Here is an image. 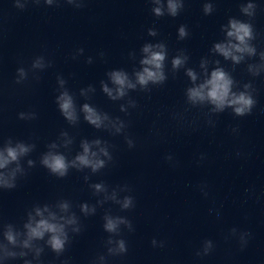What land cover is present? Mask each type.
Segmentation results:
<instances>
[{
    "label": "clouds",
    "instance_id": "9594fccd",
    "mask_svg": "<svg viewBox=\"0 0 264 264\" xmlns=\"http://www.w3.org/2000/svg\"><path fill=\"white\" fill-rule=\"evenodd\" d=\"M87 0H13L14 7L18 10H25L29 4L39 6L43 3L48 7H60L67 4L74 9H82L86 6ZM151 12L157 19L164 16L172 18L180 15L185 9V0H149ZM260 6L257 0H243L239 5L242 20L235 16L228 18L226 24H222L220 31L224 34L223 39L214 42L209 49L210 54L222 57L229 61L233 67L247 63L254 57L259 58L258 63H247V72L252 77H258L264 73V50H257L253 43L257 39V32L254 27V19ZM203 14L209 16L215 11L212 0H205L202 7ZM147 34L150 37H157L158 31L155 27L148 28ZM189 36L186 25L181 24L177 29V38L184 40ZM84 54L83 48H78L72 54L71 59L75 60ZM101 57L104 53H99ZM129 58L136 61L135 52L129 53ZM190 57L185 49H178L175 56L171 58V73L175 75L179 70L184 69L188 78L189 86L185 88V104L190 109H207L204 113L206 124L214 128L216 121L214 116L231 110V113L238 118L252 114L257 105L256 89L252 82L244 83L242 86L234 79L231 72L227 71L219 59L209 60L208 57L201 58L199 62L200 71L187 67ZM168 60V48L164 41L155 43L146 42L140 48L138 67L134 66L131 73L124 68L112 69L106 72V80L100 81V89L111 101H125L119 106L120 112L126 116L130 115V109L138 107L137 101L130 96L131 92L150 93L153 86H163L168 80L166 72V61ZM93 63L89 56L86 61ZM213 67L209 68V65ZM53 67V61L45 55H37L32 58L30 64L25 67L23 64L16 69L15 83L24 84L31 79L39 80L40 73ZM57 95L55 103L61 116L70 126L80 123L83 120L97 130H105L112 136H123L129 150L136 147L135 140L128 134L129 122L119 116L113 117L107 112L101 111L89 102L77 106L76 96L67 87V80L62 74L56 76ZM96 92L93 85L80 89L79 95L88 101ZM174 119L183 121L182 113H175ZM18 119L32 121L37 119L35 111L18 113ZM194 123V122H193ZM233 134L239 133V126L231 128ZM74 138L67 131H61L56 140L47 144V151L40 154L39 165L45 168L49 174L59 179L68 176L70 170L84 172L89 170L92 175L100 173L113 162L112 150L116 147L101 138L81 139L79 148L74 156L69 159L66 152L71 151ZM34 142L16 140L12 137L0 140V190H13L17 187L18 180L25 178L29 170L36 167L37 161L29 158L36 150ZM63 149L64 151H61ZM236 158H242L244 153L237 150ZM202 153L197 163L205 160ZM164 160L172 168L179 166L172 154H166ZM26 162V167H25ZM87 183L90 175L83 177ZM198 190L204 198L209 197V185L202 181ZM92 194L98 199L94 204L83 202L78 205L81 215L73 210V203L68 199H58L55 203H35L26 211V216L21 225L11 222L0 221V264H9L10 261L21 260L22 264H43L42 256L46 249L60 258L70 247L73 237L78 236L84 230L81 216H95L98 207H103L111 202L118 205L121 212H128L136 207L135 197L131 194L132 188L128 184L110 187L105 182L89 184ZM246 193L253 194L254 189H246ZM123 194V195H122ZM209 214H215L220 218L219 208L209 209ZM102 228L107 233L104 240L105 252L98 254L90 264H108L109 257H122L128 252V241L124 238V232H135V226L131 219L125 215H114L111 209H107L102 217ZM253 239V233L238 227L230 228L224 235V240L234 241L241 250L245 249ZM153 248H164L165 240H158L155 237L151 240ZM216 245L212 239H204L195 250V257L203 259L212 254ZM60 264H69L67 259L61 260Z\"/></svg>",
    "mask_w": 264,
    "mask_h": 264
}]
</instances>
